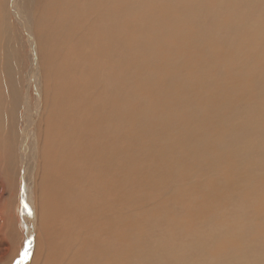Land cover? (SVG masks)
Masks as SVG:
<instances>
[{"label": "rangeland", "instance_id": "rangeland-1", "mask_svg": "<svg viewBox=\"0 0 264 264\" xmlns=\"http://www.w3.org/2000/svg\"><path fill=\"white\" fill-rule=\"evenodd\" d=\"M7 2L0 0V264H15L29 240L27 264H62L66 255L64 264H80L100 243L101 253H117L112 264H264V0H35L33 38ZM29 71L42 72L39 109L36 88L25 86ZM29 121L41 160L25 191L31 141L19 148ZM102 139L106 161L115 151L110 202L92 191L94 178L109 176L97 156ZM73 171L92 172L82 209L74 193L69 202L56 190L58 182L78 186ZM109 208L115 239L107 238Z\"/></svg>", "mask_w": 264, "mask_h": 264}, {"label": "bare ground", "instance_id": "bare-ground-1", "mask_svg": "<svg viewBox=\"0 0 264 264\" xmlns=\"http://www.w3.org/2000/svg\"><path fill=\"white\" fill-rule=\"evenodd\" d=\"M35 0H21V2H19L18 0H11V3H8V4H10V5H12L13 6V8H12V12H13V14H14V17H15V19L18 21V23L20 22L21 24H22V26L21 27H23L26 31H27V33L28 34H30L31 36H32V38L34 37V35H33V33H32V26L34 25V23H32V22H34V20H33V18H34V11L36 10V8H35V6H34V2ZM52 1V0H51ZM73 1V0H72ZM85 1V0H84ZM235 1V0H234ZM68 2H69V0H68ZM75 2V1H74ZM82 2H83V0H82ZM20 3H24L22 6H20V7H22V8H20L19 7V4ZM44 3V2H43ZM58 3V2H57ZM70 3V2H69ZM70 5V4H69ZM68 5V6H69ZM72 5V4H71ZM70 5V6H71ZM209 5V4H208ZM66 6H67V4H66ZM71 7H74L73 5L71 6ZM71 7H69V8H71ZM125 7V6H124ZM77 8V7H76ZM72 9V8H71ZM10 10V9H9ZM70 10V9H69ZM72 10H74V9H72ZM72 10L71 11H69V12H72ZM67 11V10H66ZM75 11V10H74ZM243 11V10H242ZM57 12V11H56ZM161 12V11H160ZM248 12V11H247ZM73 13V12H72ZM140 13V12H139ZM144 13V12H143ZM9 14V13H8ZM66 14V13H65ZM67 15V14H66ZM70 15H71V13H70ZM123 15V14H122ZM154 15V14H153ZM158 15V14H157ZM8 16V15H7ZM72 16H74V15H72ZM71 16V17H72ZM74 18H75V16H74ZM73 18V19H74ZM54 19V18H53ZM77 19V18H76ZM76 19H74V20H76ZM55 20V19H54ZM58 20V19H57ZM64 20V19H63ZM66 20L67 19H65L64 21V23H66ZM68 20H69V18H68ZM79 20H81V19H79ZM138 20V19H137ZM14 21V20H13ZM61 21H62V19H61ZM60 21V22H61ZM76 22H80V21H76ZM51 23V22H50ZM63 23V24H64ZM20 24V25H21ZM44 24H45V22H44ZM56 24V23H55ZM59 24V23H58ZM58 24H56V27H57V25ZM61 25H62V23H61ZM66 25H68V24H66ZM4 26V25H3ZM49 26V25H48ZM64 26V25H63ZM62 26V27H63ZM69 26V25H68ZM67 27V26H66ZM50 28V27H49ZM55 28V27H54ZM61 28V27H60ZM60 28H57L56 30H58V29H60ZM5 29V28H4ZM33 29H34V27H33ZM63 29H65V26L63 27ZM69 29V28H68ZM1 30V29H0ZM53 30V29H52ZM36 31V30H35ZM41 31V30H40ZM65 31V30H64ZM167 31V30H166ZM55 32V31H54ZM41 33H42V31H41ZM53 33V32H52ZM67 33V32H66ZM70 33H71V31H70ZM69 33V34H70ZM91 33V32H90ZM16 34V33H15ZM44 34V33H43ZM92 35V34H91ZM247 35V34H246ZM36 36V35H35ZM45 36H47V35H45ZM70 36V35H69ZM39 37H41V39L43 38L42 36H39ZM39 37H37V38H39ZM257 37V36H256ZM263 37V36H262ZM29 39V38H28ZM27 39V40H28ZM47 39H48V37H47ZM50 39V38H49ZM116 39H117V37H116ZM116 39H114L115 41H116ZM184 39V38H183ZM109 40H111V39H109ZM112 41V40H111ZM1 42V41H0ZM30 42H32L31 40H30ZM69 42V41H68ZM39 43V42H38ZM40 43H42V42H40ZM112 43H113V41H112ZM1 44V43H0ZM16 44V43H15ZM124 44V43H123ZM39 45V44H38ZM214 45V44H213ZM8 46V45H7ZM19 46V45H18ZM31 46V45H30ZM29 46V47H30ZM32 47V46H31ZM37 47V46H36ZM125 47H127V46H125ZM1 48H3V47H1ZM78 48H80V47H78ZM188 48H190V47H188ZM209 48V47H208ZM235 48V47H234ZM5 49V48H4ZM127 49V48H126ZM3 49H1V51H2ZM9 50V49H8ZM37 51V50H36ZM6 52V51H5ZM8 52H10V51H8ZM30 52V51H29ZM65 52V51H64ZM133 52V51H132ZM134 53V52H133ZM8 54V53H7ZM7 54H5V55H7ZM33 54V53H32ZM102 54V53H101ZM30 55V54H29ZM1 56V55H0ZM7 56H10V57H12L13 55H7ZM6 56V57H7ZM18 56V55H17ZM32 56V55H31ZM29 57V58H32V57ZM124 56V55H123ZM2 57V56H1ZM9 57V58H10ZM22 57V56H21ZM8 58V59H9ZM34 58H36V57H34ZM1 59H3V58H1ZM20 59V58H19ZM33 59V58H32ZM41 59V58H40ZM5 60V59H4ZM37 61V60H36ZM9 62V61H8ZM32 62V61H31ZM39 62V61H38ZM41 62V61H40ZM40 62H39V64H40ZM65 62V61H64ZM13 63V62H12ZM15 63V62H14ZM35 63V62H34ZM22 64V63H21ZM37 64V63H36ZM181 64V63H180ZM4 65V64H3ZM7 65V64H6ZM32 65V64H31ZM60 65V64H59ZM15 66V65H14ZM19 66H21L20 64H19ZM33 67V66H32ZM37 68L38 67V65L36 66L35 64H34V68ZM179 67H180V65H179ZM3 68V67H2ZM6 68V67H5ZM22 68V67H21ZM39 68V67H38ZM59 68V67H58ZM175 68V67H174ZM40 69V68H39ZM61 69V68H60ZM14 70H16V66L14 67ZM29 70V69H28ZM41 70V69H40ZM58 70V69H57ZM4 72V71H3ZM40 72V73H39ZM34 71V74H32L30 71L28 72V73H26L27 75L25 76L26 77V84L27 85H25V86H27V88H30V87H33V88H36V92H37V97L40 99V101L38 100V109H39V107H41V105L43 104V101H42V99H43V96H44V94L42 95V93H44V91L42 92V88H41V86L40 85H42V84H40V82L42 83V80H43V78H42V75H41V71ZM54 72H55V70H54ZM124 72V71H123ZM126 72V71H125ZM47 75V74H46ZM91 75V74H90ZM56 77V76H55ZM165 77V76H164ZM24 78V77H23ZM37 79V81H35ZM61 79V78H60ZM24 81V82H25ZM50 81V80H49ZM93 81V80H92ZM39 82V83H38ZM60 82V81H59ZM36 83H38V86H37V84ZM136 84V83H135ZM36 85V86H35ZM100 85V84H99ZM193 86V85H192ZM38 88V89H37ZM56 88V87H55ZM52 89V88H51ZM138 89V88H137ZM133 90V89H132ZM56 91H57V88H56ZM157 91V90H156ZM51 92V91H50ZM251 92H252V90H251ZM27 93V92H26ZM53 94V93H52ZM27 95V94H26ZM186 95V94H185ZM29 97H30V94H28L27 96H26V99H25V102H24V106H25V108H28V105H29V107H30V104H28V100H29ZM119 98V97H118ZM137 98H138V96H137ZM173 98V97H172ZM239 98V97H238ZM47 99V98H46ZM30 101V100H29ZM125 101V100H124ZM137 101V100H136ZM182 101V100H181ZM203 101V100H202ZM31 102V101H30ZM112 102V101H111ZM135 102V101H134ZM178 102V101H177ZM50 103H51V101H50ZM125 103V102H124ZM136 104V103H135ZM194 104V103H193ZM34 105H36V103L34 104ZM112 105V104H111ZM49 106V105H48ZM116 108V107H115ZM36 109V108H35ZM37 109V110H38ZM170 109V108H169ZM26 112L28 111V109H24ZM52 110V109H51ZM31 111V110H30ZM35 111V110H34ZM33 111V112H34ZM135 112V111H134ZM25 113V112H24ZM30 113V112H29ZM32 113V112H31ZM35 113V112H34ZM38 113H40V112H38ZM38 113H37V115H38ZM65 114V113H64ZM26 115H27V113H26ZM67 115V114H66ZM120 115V114H119ZM51 116V115H50ZM128 116V115H127ZM126 116V117H127ZM39 117V116H38ZM66 117V116H65ZM64 117V118H65ZM26 118V117H25ZM30 118V117H29ZM51 118V117H50ZM68 118H70V117H68ZM73 118V116L71 117V119ZM36 118H34V120H35ZM60 120L59 121H61V119H63V118H59ZM66 119V118H65ZM64 119V120H65ZM53 120V119H52ZM58 120V119H57ZM129 120H131V119H129ZM28 121V120H27ZM69 121V120H68ZM71 121V120H70ZM69 121V122H70ZM80 120L78 119V121L77 122H79ZM121 121V120H120ZM127 121V120H126ZM170 121V120H169ZM30 122H32V121H29L28 122V124H27V122H26V124H24L25 125V130H23V132H22V135H21V144H20V152H21V150H23V147H25L24 146V143H25V141H27V140H30L31 141V145H32V147H31V149H30V152L28 153L27 152V160H28V166H29V175H28V180H27V178L25 179V180H27L28 182H26L25 180H24V186L23 187H25V191H27V190H30V183L32 182V180H33V178L34 177H37V176H34V173H35V171H37V167H38V163L40 162L39 160H41L40 159V154H39V151H38V146H41V145H39V140H38V138H37V134H36V132L34 131L33 132V129L32 128H30L31 130H28V127H29V124L31 125L32 123H30ZM63 122V121H62ZM124 122V121H123ZM67 123V122H66ZM65 123V124H66ZM71 123V122H70ZM73 123V122H72ZM71 123V124H72ZM62 124V123H61ZM78 124V123H77ZM35 126V125H34ZM42 126V125H41ZM71 126H73V125H71ZM67 126L65 125V127L64 128H66ZM34 128V127H33ZM52 128V127H51ZM70 128V127H69ZM73 128V127H72ZM107 128V127H106ZM169 128V127H168ZM53 129V128H52ZM115 126H113V124L111 125V132H114L115 133ZM154 129V128H153ZM167 129V128H166ZM48 130V129H47ZM66 130V129H65ZM69 130V129H68ZM100 130V129H99ZM100 131H102V130H100ZM103 131H104V129H103ZM132 131V130H131ZM70 132V131H69ZM104 133V132H103ZM108 133V132H107ZM106 133V134H107ZM101 134V133H100ZM105 134V133H104ZM105 134V135H106ZM68 135V134H67ZM104 135V136H105ZM108 135V134H107ZM106 135V136H107ZM105 136V137H106ZM111 137V136H110ZM114 137H116V135L114 136ZM30 138V139H29ZM84 139H85V137H84ZM110 139V138H109ZM112 139H114V138H112ZM90 140V139H89ZM94 140V139H93ZM83 141V140H82ZM81 141V142H82ZM88 141V140H87ZM103 142V139L102 140H100L99 141V143L97 144V156L98 157H101L102 158V166H106V167H108V169H109V176L106 178V177H100V178H94L95 179V182H94V184H93V188H92V191H93V189H97V190H99V191H105V193L109 196V202L113 199V197L116 195V193H114L117 189H115V188H117L116 187V184H117V179H116V163H115V154H113L112 152H115L114 151V148L112 147V152L110 151V156H109V159H108V161H106L104 158H103V153H104V149L103 148H101L100 149V143H102ZM46 145V144H45ZM53 146V145H52ZM27 149V148H26ZM40 150V149H39ZM70 150V149H69ZM24 152V151H23ZM55 152V151H54ZM69 152V151H68ZM72 152V151H71ZM73 153V152H72ZM42 155H44V154H42ZM112 155H114V157L112 158ZM21 156V155H20ZM52 156V155H51ZM49 157V156H48ZM54 157V156H53ZM116 158H118L117 156H116ZM117 160V159H116ZM21 164V163H20ZM65 164V163H64ZM67 165V164H66ZM65 165V166H66ZM23 166V165H22ZM49 166V165H48ZM25 168V167H24ZM83 168H85V169H88V165H84L83 164ZM40 169V168H39ZM78 171V170H77ZM77 171H73V175L77 178V181H78V186L77 185H75L74 183H72L71 182V184H63V183H60V182H58L57 183V186H56V190H58V193H59V195L61 196V199H62V197L63 198H66L69 202H70V200L69 199H71L72 198V194L71 193H74L75 194V198L77 199V200H74V205L73 204H71V205H73V206H78L79 208H84L85 206H86V202L87 203H89L90 202V200H91V197L92 196H90L89 195V201L88 200H86V195H87V192H88V189H87V187H88V185H90L88 182H87V179L90 177V176H92V172L90 173L91 175H87V173H89V171H84V178H81V176H79L78 175V173H77ZM23 172V171H22ZM24 172H25V170H24ZM41 172H42V170H41ZM63 172V171H62ZM57 173V172H56ZM50 174V173H49ZM52 174V173H51ZM58 174V173H57ZM81 174H83L82 172H81ZM25 175V174H24ZM56 175V174H55ZM61 175V174H60ZM103 175V174H102ZM21 176V175H20ZM27 176V175H26ZM64 176V175H63ZM59 177V176H58ZM57 177V178H58ZM65 177V176H64ZM71 177V176H70ZM54 178H55V176H54ZM69 178V177H68ZM36 179V178H35ZM42 179V178H41ZM60 180L61 179H64V178H59ZM65 180V179H64ZM70 180V179H69ZM63 181V180H62ZM53 182V181H52ZM57 182V181H56ZM36 183V182H35ZM39 183V182H38ZM44 183V182H43ZM50 183V182H49ZM39 184H41V183H39ZM45 184V183H44ZM54 184H55V181H54ZM27 185H29V186H27ZM37 185V184H36ZM51 185H53L52 183H51ZM33 186V185H32ZM40 187V186H39ZM45 188H46V186H44ZM49 187V186H48ZM42 188H43V186H42ZM52 188H53V186H52ZM23 190V191H24ZM32 190V189H31ZM44 190V189H43ZM54 190V189H53ZM56 190H54L55 192H56ZM42 191V190H41ZM51 192V191H50ZM24 193V192H23ZM27 193V192H26ZM25 193V194H26ZM29 193V192H28ZM56 194V193H55ZM31 195H32V193H31ZM33 195H34V193H33ZM51 195V194H50ZM50 195H48V196H50ZM57 195V194H56ZM60 196L58 197V195H57V197L58 198H60ZM79 197V198H78ZM85 197V198H84ZM116 197V196H115ZM44 198H45V194H44ZM49 198V197H48ZM47 198V199H48ZM35 199V198H34ZM40 200V199H39ZM49 200V199H48ZM63 200V199H62ZM44 201V200H43ZM36 202V201H35ZM66 202V201H65ZM39 203L40 204H42L40 201H39ZM47 203H49V202H47ZM63 203V202H62ZM82 203L83 204H85V206H83L82 205ZM24 205H27V207H25V209H27L28 211H29V213H31V215H32V217H33V214H32V212H31V209L33 208V201H32V198L28 195H25V199H24ZM63 205V204H62ZM43 206V205H42ZM41 206V207H42ZM106 206H107V204H106ZM89 207V206H88ZM76 209V208H75ZM80 209V210H81ZM87 209V208H86ZM38 210H40V209H38ZM73 210V209H72ZM90 210V209H89ZM100 210V209H99ZM36 211V210H35ZM84 211V210H83ZM91 211V210H90ZM96 212V211H95ZM108 212V211H107ZM109 218H110V216H113V220H112V222H111V224H110V228H109V230H108V232H107V238H112V239H115L116 238V236H114V235H116V222H115V214H117V213H114L113 211H110V208H109ZM104 215H105V213H104ZM30 216V215H29ZM72 216V215H71ZM79 216H81V215H79ZM89 216V215H88ZM77 217V216H76ZM95 217V216H94ZM26 218H27V216H26ZM28 218H30V219H32L31 217H28ZM72 218V217H71ZM37 219V218H36ZM49 219V218H48ZM90 219H92V218H90ZM40 220V219H39ZM29 221V220H28ZM75 221H77L76 219H75ZM32 222V221H31ZM30 222V223H31ZM51 223V222H50ZM72 223V222H71ZM35 224V223H34ZM27 226H29V225H27ZM31 226L33 227V229H34V225H32L31 224ZM80 226V225H79ZM83 226L85 227L86 225L85 224H83ZM257 226V225H256ZM71 228H72V226H70ZM53 228V227H52ZM100 231V230H99ZM85 232H86V229H85ZM28 235V234H27ZM30 235H31V233H30ZM87 235V234H86ZM84 239V238H83ZM91 239V238H90ZM32 240V239H31ZM30 241V240H29ZM95 241L96 240H93L92 242H94L93 244H95ZM262 241V240H261ZM88 242H91V240L90 241H88ZM84 243V242H83ZM82 243V244H83ZM97 243L98 242H96V245H97ZM32 244V243H31ZM81 244V245H82ZM86 244V243H85ZM99 244V243H98ZM105 244H106V241L103 243V246H105ZM108 245V244H107ZM33 246V245H32ZM95 246V245H94ZM100 246H101V243H100V245L98 246V247H96V248H94V247H92V251L94 252V256L93 255H91L90 254V252H88V251H90V250H86L85 248H83L82 246H81V248L79 249L80 251H85V252H88V254H84L85 256H81V258H80V261H81V263L80 264H87V263H82L83 262V259L85 260L86 258H90V257H92L93 259H92V261H94V259H96V257L98 258V257H103L104 259H102V261H99L98 260V262H97V264H112L111 262H110V260L114 257V258H117V253H114V252H103V253H101L102 252V250H100ZM109 246V245H108ZM27 247H28V245H27ZM85 247V246H84ZM115 248V247H114ZM34 248L33 247H30L29 248V257L32 255V250H33ZM64 251H66L65 249H63ZM70 250V249H69ZM91 251V252H92ZM65 253V252H64ZM258 253V252H257ZM83 254V253H82ZM96 256V257H95ZM264 256V255H263ZM32 257V256H31ZM67 258V255H66V257L65 258H63V257H61V259H62V261H61V263L62 264H64L65 262H66V259ZM83 258V259H82ZM45 259V258H44ZM57 259V258H56ZM101 259V258H100ZM53 260H55V259H53ZM52 260V261H53ZM118 260V259H117ZM37 261V260H36ZM92 261H89L88 262V264L90 263V262H92ZM58 262V261H57ZM56 262V263H57ZM69 263V262H68ZM68 263H66V264H68ZM15 264H20V258L18 259V260H16V263ZM37 264V263H36ZM39 264V263H38Z\"/></svg>", "mask_w": 264, "mask_h": 264}, {"label": "snow or ice", "instance_id": "snow-or-ice-1", "mask_svg": "<svg viewBox=\"0 0 264 264\" xmlns=\"http://www.w3.org/2000/svg\"><path fill=\"white\" fill-rule=\"evenodd\" d=\"M27 207V205H25ZM31 246V241H28V247L21 253L20 264H27V260L29 258V248Z\"/></svg>", "mask_w": 264, "mask_h": 264}]
</instances>
